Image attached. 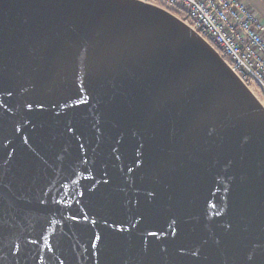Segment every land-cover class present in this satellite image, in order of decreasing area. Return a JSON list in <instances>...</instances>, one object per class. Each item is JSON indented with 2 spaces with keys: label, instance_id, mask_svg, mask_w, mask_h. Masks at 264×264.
<instances>
[{
  "label": "water",
  "instance_id": "water-1",
  "mask_svg": "<svg viewBox=\"0 0 264 264\" xmlns=\"http://www.w3.org/2000/svg\"><path fill=\"white\" fill-rule=\"evenodd\" d=\"M0 264H264V106L143 0H0Z\"/></svg>",
  "mask_w": 264,
  "mask_h": 264
},
{
  "label": "built area",
  "instance_id": "built-area-1",
  "mask_svg": "<svg viewBox=\"0 0 264 264\" xmlns=\"http://www.w3.org/2000/svg\"><path fill=\"white\" fill-rule=\"evenodd\" d=\"M182 20L264 106V21L244 0H143Z\"/></svg>",
  "mask_w": 264,
  "mask_h": 264
},
{
  "label": "crops",
  "instance_id": "crops-1",
  "mask_svg": "<svg viewBox=\"0 0 264 264\" xmlns=\"http://www.w3.org/2000/svg\"><path fill=\"white\" fill-rule=\"evenodd\" d=\"M251 8H253L260 19L264 21V0H244Z\"/></svg>",
  "mask_w": 264,
  "mask_h": 264
}]
</instances>
